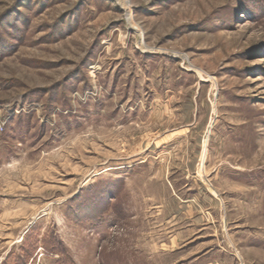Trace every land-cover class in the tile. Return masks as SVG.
<instances>
[{
    "label": "rangeland",
    "instance_id": "1",
    "mask_svg": "<svg viewBox=\"0 0 264 264\" xmlns=\"http://www.w3.org/2000/svg\"><path fill=\"white\" fill-rule=\"evenodd\" d=\"M1 123L0 264H264V0H0Z\"/></svg>",
    "mask_w": 264,
    "mask_h": 264
},
{
    "label": "crops",
    "instance_id": "2",
    "mask_svg": "<svg viewBox=\"0 0 264 264\" xmlns=\"http://www.w3.org/2000/svg\"><path fill=\"white\" fill-rule=\"evenodd\" d=\"M180 238V234H176V236L173 237V240L171 241V243L174 244V241H178V239Z\"/></svg>",
    "mask_w": 264,
    "mask_h": 264
},
{
    "label": "built area",
    "instance_id": "3",
    "mask_svg": "<svg viewBox=\"0 0 264 264\" xmlns=\"http://www.w3.org/2000/svg\"><path fill=\"white\" fill-rule=\"evenodd\" d=\"M5 125H6L5 123H1V124H0V128L3 130L4 127H5Z\"/></svg>",
    "mask_w": 264,
    "mask_h": 264
}]
</instances>
